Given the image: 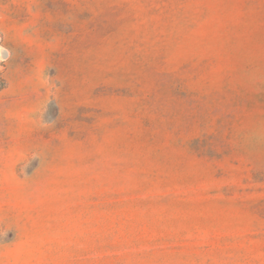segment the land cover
I'll list each match as a JSON object with an SVG mask.
<instances>
[{
    "label": "rangeland",
    "instance_id": "obj_1",
    "mask_svg": "<svg viewBox=\"0 0 264 264\" xmlns=\"http://www.w3.org/2000/svg\"><path fill=\"white\" fill-rule=\"evenodd\" d=\"M0 264H264V0H0Z\"/></svg>",
    "mask_w": 264,
    "mask_h": 264
},
{
    "label": "water",
    "instance_id": "obj_2",
    "mask_svg": "<svg viewBox=\"0 0 264 264\" xmlns=\"http://www.w3.org/2000/svg\"><path fill=\"white\" fill-rule=\"evenodd\" d=\"M0 55H1L2 57H8V56H9V51H8V49H6V48L0 46Z\"/></svg>",
    "mask_w": 264,
    "mask_h": 264
}]
</instances>
